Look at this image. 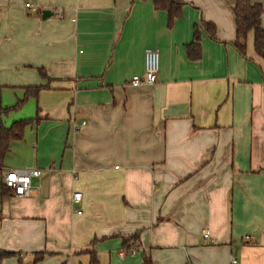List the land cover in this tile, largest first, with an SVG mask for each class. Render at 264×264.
<instances>
[{
    "label": "crops",
    "instance_id": "crops-1",
    "mask_svg": "<svg viewBox=\"0 0 264 264\" xmlns=\"http://www.w3.org/2000/svg\"><path fill=\"white\" fill-rule=\"evenodd\" d=\"M177 1L169 20L151 0H0V107L43 87L27 97L33 148L11 141L0 167V186L41 170L29 197L0 195V260L264 264V63L252 33L244 54L233 44L234 0ZM153 48L155 83L131 86ZM124 238L135 253L120 254Z\"/></svg>",
    "mask_w": 264,
    "mask_h": 264
},
{
    "label": "trees",
    "instance_id": "trees-1",
    "mask_svg": "<svg viewBox=\"0 0 264 264\" xmlns=\"http://www.w3.org/2000/svg\"><path fill=\"white\" fill-rule=\"evenodd\" d=\"M151 2L155 8L164 10L167 13L169 20H173L181 14L182 3L177 0H151ZM232 12L235 23L234 46L240 53L244 54L247 36L249 33H252V46L254 53L264 63V28H262L260 24V17L264 12V8L261 4L251 3L249 0H234ZM202 26L210 36L214 35V26L212 24L202 23ZM196 36L197 34L194 35L195 38ZM188 54L191 58H196L198 56V52H193L192 49L188 51ZM39 72L42 76H45L42 70L39 69ZM41 88L43 87L35 86L26 88L23 100L28 96L36 97ZM21 101L22 100L17 102L11 108H16ZM11 108L3 109L0 107V113L2 114ZM29 121L30 120L14 121L8 126H5L0 122V167L3 165V159L9 150L10 142L13 140H19L23 137L25 126L28 125ZM0 195L1 197L9 196L12 195V191L1 183ZM129 238L123 239V245L126 249L130 248V245L128 244ZM10 255H12L11 252H2L0 254V259ZM42 257V252L35 253L34 264L41 260ZM90 264H97V259L94 254L90 255ZM144 264H150V261L144 258Z\"/></svg>",
    "mask_w": 264,
    "mask_h": 264
},
{
    "label": "built area",
    "instance_id": "built-area-1",
    "mask_svg": "<svg viewBox=\"0 0 264 264\" xmlns=\"http://www.w3.org/2000/svg\"><path fill=\"white\" fill-rule=\"evenodd\" d=\"M26 8H29L30 10L38 11L39 8L36 6H33L31 3L26 2L24 4ZM56 16L58 18H62V12L60 10H57ZM159 70V53L156 48L148 49L144 53V63H143V71L138 76L133 78L130 81L131 86H140V85H152L155 83L157 79V73ZM84 124V121H82L81 125ZM81 125H77L76 123H73V130L76 131L80 128ZM41 174V170L36 167H30V168H14L8 170L2 178V184L5 185L7 188H9L12 191V195L14 197H29L33 191L38 188V186L34 185L32 183L33 178L39 177ZM81 198L80 192H74L72 195V201L78 202ZM77 213H80V211H77ZM201 234L204 238H207L209 236L207 229H202ZM249 236H246V239H248ZM126 253L133 254L135 253V249L131 248L126 250H122L120 252L121 255H124ZM231 262H236L235 259H232Z\"/></svg>",
    "mask_w": 264,
    "mask_h": 264
},
{
    "label": "rangeland",
    "instance_id": "rangeland-1",
    "mask_svg": "<svg viewBox=\"0 0 264 264\" xmlns=\"http://www.w3.org/2000/svg\"><path fill=\"white\" fill-rule=\"evenodd\" d=\"M29 100H30L29 98L22 100L16 108H11L8 110V112H3L2 117H4L7 114L8 115L6 117H4V119H2V123L5 121V123L8 126L14 121L30 120L28 125L25 127L29 128L30 125L32 124V125H34V128H35L34 130L37 131L38 124L42 120L40 119L41 117L38 116V114H37L36 100H34L35 102L29 101ZM15 115H17V116L13 117ZM33 136H35V134H33ZM37 138H38V140H37V142L35 141L34 147L37 150V152L39 154H41L42 150L47 148V144L44 142V140L42 138V126L39 129V135L37 136ZM19 143H20V147L28 148L29 150L33 148L32 142H30V144H29L28 139L27 138L25 139V137H24V139H21ZM28 144H29V147H27ZM12 258L16 259L17 256L12 257ZM12 258L0 260V264H10V261H12V262L14 261ZM232 259H234V258H232ZM29 261L31 262L30 254L24 253V255L21 259V263L25 264V263H28Z\"/></svg>",
    "mask_w": 264,
    "mask_h": 264
},
{
    "label": "water",
    "instance_id": "water-1",
    "mask_svg": "<svg viewBox=\"0 0 264 264\" xmlns=\"http://www.w3.org/2000/svg\"><path fill=\"white\" fill-rule=\"evenodd\" d=\"M42 14H43V17L46 15H50L51 13H50V11L49 10H43L42 11Z\"/></svg>",
    "mask_w": 264,
    "mask_h": 264
}]
</instances>
